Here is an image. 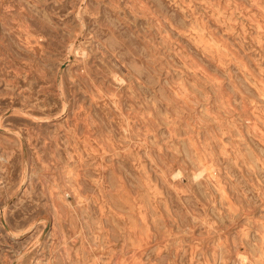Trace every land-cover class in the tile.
<instances>
[{"label":"rangeland","instance_id":"1","mask_svg":"<svg viewBox=\"0 0 264 264\" xmlns=\"http://www.w3.org/2000/svg\"><path fill=\"white\" fill-rule=\"evenodd\" d=\"M0 264H264V0H0Z\"/></svg>","mask_w":264,"mask_h":264}]
</instances>
